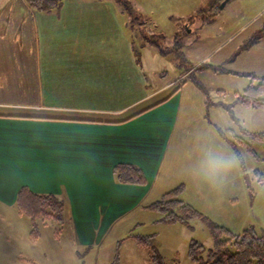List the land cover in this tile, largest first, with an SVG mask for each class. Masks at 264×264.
Masks as SVG:
<instances>
[{"label": "crops", "instance_id": "1", "mask_svg": "<svg viewBox=\"0 0 264 264\" xmlns=\"http://www.w3.org/2000/svg\"><path fill=\"white\" fill-rule=\"evenodd\" d=\"M135 8L145 32H157L154 9ZM138 32L114 0H62L50 10L0 0V202L14 203L22 185L56 194L89 251L172 175L183 86L159 98L167 86L149 85L144 64L163 55L145 43L137 59ZM117 162L140 166L146 184L118 183Z\"/></svg>", "mask_w": 264, "mask_h": 264}, {"label": "rangeland", "instance_id": "2", "mask_svg": "<svg viewBox=\"0 0 264 264\" xmlns=\"http://www.w3.org/2000/svg\"><path fill=\"white\" fill-rule=\"evenodd\" d=\"M128 1L154 9L156 35H163L160 43L183 52L179 56L171 49L159 59L145 58L144 64L149 85L167 86L159 98L183 86L170 140L173 147L176 143L172 175L160 188L155 183L138 206L110 221L90 251L75 242L67 209L62 222L39 221L37 234L31 235L28 216L14 203L0 202V264H152L150 249L138 245L131 234L151 235L165 264H196L188 256V245L195 240L205 248L211 246L209 222L234 233L250 226L264 232V136H254L264 131V107L236 101V92L258 81L248 72L264 74V0H226L223 7H219L222 0ZM253 40L257 42L244 46ZM242 114L250 116L246 125ZM206 139L238 160L221 188L210 187L192 172L199 157L194 147L200 149ZM168 154L170 158L171 149ZM178 185L177 198L195 208L199 217L171 222L158 209L146 207Z\"/></svg>", "mask_w": 264, "mask_h": 264}, {"label": "trees", "instance_id": "3", "mask_svg": "<svg viewBox=\"0 0 264 264\" xmlns=\"http://www.w3.org/2000/svg\"><path fill=\"white\" fill-rule=\"evenodd\" d=\"M61 1L26 0L27 3L37 10H50ZM114 1L120 4L122 9L127 12L129 23L139 26V38L143 40V42H140V45H144L145 43L154 45L163 56L171 49L177 52L179 56H183V52L179 51L178 47L172 46L171 48L170 45L160 43L161 33V35H156L158 34L157 32L152 34L145 32L143 26L144 17L128 0ZM210 2L208 4L213 6L212 2ZM176 36H178L177 33L175 34ZM255 42L257 41L247 42L244 46H250ZM133 49L135 50L137 59H139L140 51L137 46L134 45ZM247 75L257 78L258 81L256 84L251 82L240 92H236V101L247 107H264V96L257 95L258 92L264 91V74L258 76L252 72H248ZM254 136L263 137L264 131L255 132ZM112 173L118 183L144 185L147 182L142 168L134 163L117 162L112 167ZM180 190V185L170 188L162 193L159 200L148 204L146 207L158 209L163 214V219L171 222L199 217L200 213L195 208L177 198ZM14 204L19 213L28 216L30 219L32 225L31 235L37 234L38 230L36 228H38L39 221L53 220L57 223L62 222L65 204L54 193L35 192L26 185H22L16 192ZM208 225L212 239L210 247L205 248L202 243L195 240L189 242L187 253L193 262L196 264H264V232L259 233L250 226L239 233H234L227 227L214 222H209ZM58 231L56 229L55 233H59ZM130 237L138 245L150 249L149 259L152 264H165L160 254L151 244V235L131 234ZM203 252H205V255L202 254ZM111 264L114 263L112 262Z\"/></svg>", "mask_w": 264, "mask_h": 264}, {"label": "clouds", "instance_id": "4", "mask_svg": "<svg viewBox=\"0 0 264 264\" xmlns=\"http://www.w3.org/2000/svg\"><path fill=\"white\" fill-rule=\"evenodd\" d=\"M257 95L264 96V91ZM241 118L246 125L250 116L242 114ZM237 166L236 156L216 146L211 139H206L200 147L199 157L192 165V172L196 179L210 187L221 188L229 181Z\"/></svg>", "mask_w": 264, "mask_h": 264}, {"label": "water", "instance_id": "5", "mask_svg": "<svg viewBox=\"0 0 264 264\" xmlns=\"http://www.w3.org/2000/svg\"><path fill=\"white\" fill-rule=\"evenodd\" d=\"M225 4V0H223L220 4H219V7H223Z\"/></svg>", "mask_w": 264, "mask_h": 264}]
</instances>
